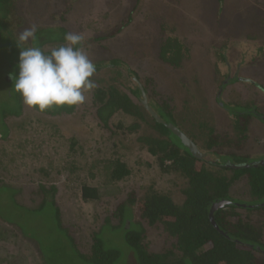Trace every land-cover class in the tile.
Masks as SVG:
<instances>
[{
	"label": "rangeland",
	"instance_id": "1",
	"mask_svg": "<svg viewBox=\"0 0 264 264\" xmlns=\"http://www.w3.org/2000/svg\"><path fill=\"white\" fill-rule=\"evenodd\" d=\"M135 1L10 0L8 11L7 5L1 4L0 134L3 138L0 137V145H5L7 158L21 167L20 172L14 170L16 174L10 175L13 177L10 183L23 188L17 199L29 204L40 199L32 195L39 182L55 185L58 189L56 201L62 211V222L75 232L81 243H85L92 230L97 229L100 220L107 213L109 215L108 211L103 210L104 202L109 210L114 206L109 207L111 201L116 204L130 193L141 198L150 187L170 194L178 202L182 198L180 191L185 183L180 178L163 180L154 157H150L137 142V137L142 134L158 136L149 127L151 121L148 115L143 117L146 127L133 134L118 129L113 120L109 121L107 127L99 124L92 115V109L85 107V104L82 107L80 104L70 115L52 118L28 109L21 99L22 107L18 114H5L1 117L4 113L2 111L18 109L14 85L7 87L5 82L11 73L18 76L19 53L32 45L33 38L26 42L19 39V34L26 28L35 26L36 32L47 28H62L66 34L71 32L82 35L81 47L92 62L115 58L128 62L129 67L141 74L146 83L150 82L151 85H148L154 88L159 99L162 97L167 101L170 98L167 104L176 123L188 132L199 148L208 153L233 151L249 156L264 154V123L259 117H264V0H224L223 11L218 19L216 0H138L140 5L136 13L148 16L152 10L155 13L149 21L143 22L135 20L133 14L130 22H127L129 11L135 9L132 7ZM2 5L6 8L5 11ZM142 16L139 18L142 19ZM159 24L166 29L174 27L180 43L188 49L177 67L158 59L160 42L164 41L162 37L167 34L165 31L159 32ZM39 37L42 38V35ZM10 38H15L13 48L6 42ZM227 40L231 65L229 70L218 62L212 47L223 45ZM40 41L42 39L38 43ZM65 43L66 41H58L44 44L41 50L49 54ZM261 49L263 51L259 53ZM245 61L250 63H241ZM238 62L240 66H237ZM124 76L118 70L109 68L97 72L93 77L98 85L114 83L120 86ZM118 77L120 82L117 84L113 79ZM230 78L236 80L220 88L222 82L229 81ZM121 88L125 91L124 87ZM216 96L226 105L253 107L252 112L258 116L249 114L247 123L242 127L244 121L233 117L228 110H222L215 100ZM112 133L115 134L111 136ZM101 135L109 142L106 143L103 139L101 143ZM73 137L79 142L76 149L81 148L87 154V151H91L92 156L88 162L76 151L70 152L67 157ZM113 141L117 144V155H122L121 159L132 169V174L130 178L118 182L114 188L106 190V194L111 193L117 198L110 200L104 197L103 203H82L79 198L80 179L85 178L86 183L96 186L103 185L105 176L104 170L101 171V163L94 171L97 173L100 170L102 174L99 172L91 178L86 173L95 155L104 153L109 156L107 153L111 150L108 147L105 150L104 147ZM205 160L213 161L214 157L207 154ZM261 160L259 162L263 163L264 159ZM74 162L81 170L71 172L63 168L68 169ZM40 166L47 174L39 172ZM8 177L9 174H0V180L8 182ZM230 194L235 201L250 200L246 179L235 181ZM7 209H11L8 202ZM140 212L136 202L133 221L141 223L145 229L142 242L148 245L149 251L160 252L167 249L173 239H165L161 230L145 226L140 219ZM25 219L27 224L24 226L33 231L51 223L49 214H38ZM243 221L254 226L255 234L261 233L260 239L264 244V212L244 214ZM6 228L12 230L11 233L18 232L15 227ZM17 239L10 235L4 236L3 255L17 253L11 249ZM20 241L19 237L17 243H21ZM29 261L35 264L32 258ZM29 261L25 259L21 263L28 264ZM37 264L40 263L37 261Z\"/></svg>",
	"mask_w": 264,
	"mask_h": 264
},
{
	"label": "trees",
	"instance_id": "2",
	"mask_svg": "<svg viewBox=\"0 0 264 264\" xmlns=\"http://www.w3.org/2000/svg\"><path fill=\"white\" fill-rule=\"evenodd\" d=\"M216 2V19H218L223 11L224 0H216ZM3 3L7 5L8 11L10 0H0V10ZM138 5L140 2L136 0L132 6L135 9L132 8L127 15V22H130L133 14L136 17L135 20L139 19L142 22L149 21L154 15L155 10H152L149 16L140 12L136 13ZM3 6L2 9L5 11L6 8ZM140 15H143L142 19L139 18ZM158 27L160 33L167 32L162 37L164 41L160 42L158 59L173 67L179 66L183 56L188 53V49L180 43L174 27L166 29L160 24ZM40 35L42 38L39 37ZM65 35V30L62 28L41 29L35 33L31 47L41 49L44 44L58 41L64 43ZM14 39L10 38L6 41L7 44L12 45H10L12 48L15 46ZM40 39L42 41L38 43ZM82 44L81 42V46ZM228 44L227 40L223 45L212 47L216 52L218 62L229 70L231 65L228 59ZM262 51L263 49L259 53ZM93 63L96 66L94 75L103 69L111 68L121 72V76L125 75L124 81L122 80L121 83L118 77L113 80L117 84L120 82V86L114 83L104 86L98 85L94 77H91L95 87L85 93L86 99L83 104L92 109V115L99 124L107 127L109 121L113 120L118 129L128 131L129 134L146 127L147 123L143 117L148 115L151 121L149 127L158 136L142 134L136 140L145 148L150 157H154L163 180L165 178L184 180L185 187L180 191L182 198L177 202L170 194L150 187L141 198L130 193L127 196L124 195L116 204L111 201L112 204H109V207L114 206L108 210L105 207L104 197L110 200L117 197L111 193L106 194V190L114 188L118 182L130 178L132 174V169L124 159H121L122 155H117L118 152L115 151L117 144L113 141L104 147V149L108 147V150H111L107 153L109 156H105L104 153L100 156L95 155L86 173L87 177L93 178L99 172L102 174L101 171L104 170L103 185L96 186L86 183L85 178L80 179V201L82 203L104 202L103 210L109 212V215L107 213L100 220L97 229L92 230L86 240L82 239L85 240L83 244L76 237L75 232L62 222V211L56 201L58 189L55 185L39 182L32 193L37 199L40 198L37 202L29 204L17 199L18 193H22L23 188L10 183V179L13 178L10 175L16 174L14 170L20 172L21 167L7 158L5 145H0V174H9L8 182L0 180L1 264H22L21 261L25 259L29 261L31 258L35 264L37 261L40 264H264V244L260 239L261 233L255 234L254 226L243 221L244 214L264 212V163L259 162L264 159V154L249 156L233 151L208 153L205 149L199 148L188 132L176 123L167 104L170 98L166 101L161 97L160 100L154 88L150 86V82L146 83L141 74L129 67L128 62L115 58ZM237 66H240V63ZM15 76L11 73L5 82L7 87L14 85ZM232 80L236 78L223 81L220 88L225 87ZM121 87H124L125 91H122ZM15 99L18 103L17 111H2L4 113L1 117L5 114L14 115L20 112L21 97L16 91ZM215 100L222 110L226 109L233 117L244 121L242 127L247 123L249 114L258 116L252 112L253 107L226 105L219 96H216ZM144 101L161 122L150 114ZM78 106L53 107L44 112H37L56 118L74 113ZM259 117L264 123V117ZM166 124H172L188 137L195 144L201 156L192 155ZM3 125L7 132L6 125L4 123ZM127 133L122 132V134ZM114 134L112 133L111 136ZM0 137L3 138V135L0 134ZM100 137L102 143L105 136ZM76 144L79 142L73 137L67 157L70 156V152L76 151L87 161L92 156L91 151H87L88 154L84 153L81 148L76 149ZM207 154L213 155L214 160L207 162L205 160ZM100 163L102 164L101 171L95 173L94 169ZM63 168L71 172L81 170L75 162L68 169ZM43 169L40 166L39 172L47 174ZM241 179H246L249 187L250 200L248 201H235L230 194L232 184ZM7 202L11 209H7ZM136 202L140 207L142 223L151 229L161 230L165 239H173L167 249L160 252L149 251L148 245L142 242L145 229L141 223L133 221V207ZM217 204L221 205L211 210ZM38 214H49L50 225L44 224L38 231L27 230L24 226L27 224L25 217L32 218ZM7 226L15 227L18 232L11 233L12 230L6 228ZM6 235L18 239L20 237L21 243H17V239L14 248H11L17 253L2 254L5 250L2 242ZM28 264L31 262L29 261Z\"/></svg>",
	"mask_w": 264,
	"mask_h": 264
},
{
	"label": "clouds",
	"instance_id": "3",
	"mask_svg": "<svg viewBox=\"0 0 264 264\" xmlns=\"http://www.w3.org/2000/svg\"><path fill=\"white\" fill-rule=\"evenodd\" d=\"M35 33V26L26 28L19 39L26 42ZM64 39L66 43L50 54L39 47L20 51L14 89L28 109L44 112L53 107L77 106L85 102V93L95 87L91 77L96 66L81 47L82 35L69 32Z\"/></svg>",
	"mask_w": 264,
	"mask_h": 264
},
{
	"label": "water",
	"instance_id": "4",
	"mask_svg": "<svg viewBox=\"0 0 264 264\" xmlns=\"http://www.w3.org/2000/svg\"><path fill=\"white\" fill-rule=\"evenodd\" d=\"M145 107L148 109L150 114L158 121L161 122L160 119L154 114L149 107H147V103L144 101L143 102ZM166 126L171 130L173 134H175L181 141V143L188 148V150L191 152L192 155L196 157H200L201 153L198 151L197 147L195 144L188 138L186 137L179 129H177L175 126L172 124H166ZM221 204L214 205L211 210H213L216 207H219Z\"/></svg>",
	"mask_w": 264,
	"mask_h": 264
},
{
	"label": "flooded vegetation",
	"instance_id": "5",
	"mask_svg": "<svg viewBox=\"0 0 264 264\" xmlns=\"http://www.w3.org/2000/svg\"><path fill=\"white\" fill-rule=\"evenodd\" d=\"M263 163H264V160H263Z\"/></svg>",
	"mask_w": 264,
	"mask_h": 264
}]
</instances>
